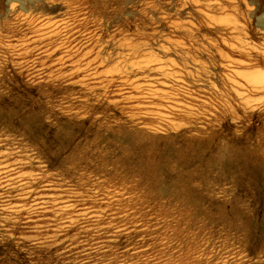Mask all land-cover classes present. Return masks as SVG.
Wrapping results in <instances>:
<instances>
[{
    "label": "rangeland",
    "instance_id": "1",
    "mask_svg": "<svg viewBox=\"0 0 264 264\" xmlns=\"http://www.w3.org/2000/svg\"><path fill=\"white\" fill-rule=\"evenodd\" d=\"M217 1L0 0V153L136 231L64 252L51 213L0 212V264H264V0ZM108 39L167 46V71L86 65Z\"/></svg>",
    "mask_w": 264,
    "mask_h": 264
},
{
    "label": "bare ground",
    "instance_id": "2",
    "mask_svg": "<svg viewBox=\"0 0 264 264\" xmlns=\"http://www.w3.org/2000/svg\"><path fill=\"white\" fill-rule=\"evenodd\" d=\"M205 1L206 4H204V6L210 12H224L226 9L230 8V5L227 8L225 5L226 3L217 0ZM185 14L191 15L188 9L185 11ZM256 21L257 25L262 30H264V20L262 16L258 17ZM54 23L56 22L54 21ZM112 23L114 22L112 21ZM48 25H50V27H48ZM43 26L46 28L42 30L43 33L40 34L41 39L46 41L43 47V52H45L48 57L54 56L55 62H61L65 58H68L70 55H61L60 49L65 44L70 43L63 42L59 45H56L54 38L58 35L59 30L56 29V27L51 29L52 25L50 24V21L44 23ZM116 34L117 33H115V35ZM112 40H101L103 42L100 44V46H98V50H96L97 52L95 54L96 56L91 61L89 60V62H85L86 65H89V63L92 61H97L100 65L114 64L115 67H118L123 74H127L136 71V69L147 72L149 69L148 66L152 63L160 68L159 71H167L165 68L168 66V61L166 60V54L168 51L167 46L159 44L156 48H152L147 47L145 44H134L133 41L127 40L128 42L121 43L120 40H115V42H112ZM89 53L90 52H86L81 56L86 57ZM254 79L259 84V87L257 88L260 90L264 89V77L258 76ZM29 160L30 158L28 157L26 160H12L9 152L0 153V212H3V214H9L2 216L4 224L6 222H10V216L16 217L22 213L25 214L24 216L27 221L32 220L30 216L32 211H41L42 214L51 213L50 219L51 224L55 227V233L52 236L54 239L50 247L63 245L64 252H71L77 245L81 246V248H85V250H90L92 247L94 248V244H99L97 241L100 239V236L98 235L109 234L111 235V238H109L110 242H112L116 237H119L122 234L136 232L135 228L127 226L128 223L117 225L114 223L115 219L112 218L111 219L114 220V222L110 221L108 224L101 225L99 221L104 217V215L97 213L93 208L87 207L85 204H76L64 193L58 192L57 194H50L48 196L36 194L40 176L36 172H21V168L26 164V161ZM53 183L54 182L52 181H48L46 184L49 187V190L55 191L54 189L57 187H55ZM57 190L61 189L57 188ZM27 200L29 201L27 202ZM88 222H92V224H88ZM76 226H79V231L77 234H75L74 239L59 238L65 231H67V229Z\"/></svg>",
    "mask_w": 264,
    "mask_h": 264
}]
</instances>
